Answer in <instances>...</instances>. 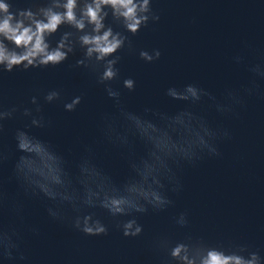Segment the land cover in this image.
Masks as SVG:
<instances>
[{"label":"water","instance_id":"water-1","mask_svg":"<svg viewBox=\"0 0 264 264\" xmlns=\"http://www.w3.org/2000/svg\"><path fill=\"white\" fill-rule=\"evenodd\" d=\"M27 2L14 0L17 7H26ZM152 8L160 21L129 37L135 54L118 53L122 57L117 65L120 81L113 82V87L121 91V103L128 110L142 113L148 108L173 114L189 108L165 95L169 87L187 84H197L223 101L227 90L241 92L255 79L260 94L244 96V106L236 109L238 116L218 113L207 98L194 106L193 111L214 129H226L230 138L217 141L220 157H205L194 166L184 165L177 170L182 191L172 192L171 185L166 189L174 205L163 212L150 210L137 215L143 233L135 239L124 238L100 209L94 211L109 225V234L85 237L51 220L44 202L18 194L15 181H9L19 155L14 134L28 121L5 122L0 149L12 156L0 168V177L9 200L23 207V219L10 207L5 208L2 219L6 226L21 231V251L27 257L16 264H160V254L153 250L152 243L161 235L174 241L187 235L202 237L210 244L232 241L264 256V80L249 71L264 62V0H153ZM66 30L61 27L50 38L52 47ZM153 49L160 50L159 61L146 64L140 60V50ZM237 56L242 57L241 63H236ZM79 59L81 53L77 50L56 67L4 73L0 78V102L5 107H31L32 96H38L43 104V94L54 89L61 91L65 101L82 96L81 104L71 113L64 111L62 103L43 105L51 127L31 132L63 155L73 174L81 157L87 155L85 149L91 147L94 162L121 183L129 175L126 154L104 142L100 131L101 118L116 112L114 101L96 83L95 75L75 67ZM129 77L136 81L132 93L122 88L123 79ZM135 151L142 155L143 145L137 142ZM182 212L188 215L185 228L175 223ZM32 228L39 234L30 231Z\"/></svg>","mask_w":264,"mask_h":264},{"label":"clouds","instance_id":"clouds-1","mask_svg":"<svg viewBox=\"0 0 264 264\" xmlns=\"http://www.w3.org/2000/svg\"><path fill=\"white\" fill-rule=\"evenodd\" d=\"M153 0H28L26 7H17L14 0H0V78L16 69L28 72L56 67L77 50L81 59L75 67L95 75L96 83L103 86L109 100L114 101L116 112L101 118L100 131L104 142L126 154L129 175L121 183L101 169L95 162L91 147L76 165V173L69 171L68 162L54 147L32 134V129H47L51 121L43 114V105L62 103L65 112H75L82 96L65 101L61 91L50 90L30 99L31 107H5L0 102V138L5 133V122L15 119L28 121L14 134L15 158L9 181H15L18 194L27 199L40 200L46 205L48 217L67 225L85 237H103L109 234V225L94 210L100 209L112 221V227L124 238L142 235L143 226L137 215L163 212L174 205L166 194L179 193L182 184L176 172L184 165H195L205 157H220L217 141L230 138L226 129H214L208 121L192 109L205 98L212 101L222 115L238 116L236 109L244 106V96L260 94L253 79L241 92L227 90L223 101H218L197 84L182 88L169 87L165 95L173 101L189 105L173 114L145 108L142 113L128 110L121 103V91L113 87L120 81L118 53L135 54L130 36L142 28L160 21L153 11ZM109 23H105L109 20ZM64 31L55 47L49 40L58 30ZM146 64L160 60L159 49L139 51ZM241 63L242 57H235ZM249 71L264 80V62L253 65ZM128 93L136 89V81L129 77L122 81ZM143 145L137 155L135 145ZM12 156V155H11ZM0 149V168L11 158ZM0 177V261L16 264L27 257L21 251L23 236L16 227L3 223V212L10 207L23 219V207L9 200ZM71 213V214H69ZM127 218V219H123ZM180 228L188 226V215L175 218ZM39 234L35 228L30 229ZM160 254V264H264L258 250L232 241L210 244L204 238L187 235L183 240L158 236L152 243Z\"/></svg>","mask_w":264,"mask_h":264}]
</instances>
